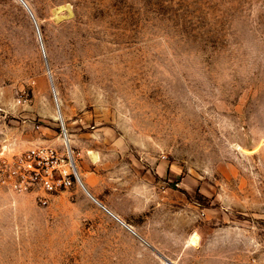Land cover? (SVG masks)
<instances>
[{"label": "rangeland", "instance_id": "rangeland-1", "mask_svg": "<svg viewBox=\"0 0 264 264\" xmlns=\"http://www.w3.org/2000/svg\"><path fill=\"white\" fill-rule=\"evenodd\" d=\"M22 1L0 152H69L78 182L0 187V264H264V0Z\"/></svg>", "mask_w": 264, "mask_h": 264}, {"label": "built area", "instance_id": "built-area-1", "mask_svg": "<svg viewBox=\"0 0 264 264\" xmlns=\"http://www.w3.org/2000/svg\"><path fill=\"white\" fill-rule=\"evenodd\" d=\"M0 156V187L13 193H31L42 206L78 182L69 152L35 146L11 156L1 151Z\"/></svg>", "mask_w": 264, "mask_h": 264}, {"label": "water", "instance_id": "water-1", "mask_svg": "<svg viewBox=\"0 0 264 264\" xmlns=\"http://www.w3.org/2000/svg\"><path fill=\"white\" fill-rule=\"evenodd\" d=\"M24 7H25V9L28 11V13H29V15L31 16V18L33 19V16H32V14L30 13V11H29V9H28V7L26 6V4L22 1V0H18ZM34 20V19H33ZM51 88H52V93H53V98H54V101H55V103H56V107H58L57 106V101H56V96H55V92H54V89H53V87L51 86ZM58 118H59V120L61 119V117H60V114H59V111H58ZM124 225V224H123ZM129 231H131L132 232V230L129 228V227H127L126 225H124ZM133 233V232H132Z\"/></svg>", "mask_w": 264, "mask_h": 264}, {"label": "bare ground", "instance_id": "bare-ground-1", "mask_svg": "<svg viewBox=\"0 0 264 264\" xmlns=\"http://www.w3.org/2000/svg\"><path fill=\"white\" fill-rule=\"evenodd\" d=\"M80 182V181H79ZM80 184V186H81V188L83 189V191L86 193V195L92 200V201H94L98 206H100V204L95 200V199H93L90 195H89V193L87 192V190L85 189V187L83 186V184L82 183H79ZM122 224V223H121ZM123 225V224H122ZM124 226V225H123Z\"/></svg>", "mask_w": 264, "mask_h": 264}]
</instances>
